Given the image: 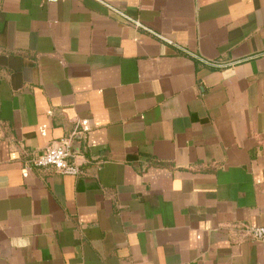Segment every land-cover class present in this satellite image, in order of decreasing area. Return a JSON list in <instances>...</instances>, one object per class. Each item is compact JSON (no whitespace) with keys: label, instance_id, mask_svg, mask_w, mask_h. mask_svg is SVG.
I'll return each instance as SVG.
<instances>
[{"label":"crops","instance_id":"0c3cea01","mask_svg":"<svg viewBox=\"0 0 264 264\" xmlns=\"http://www.w3.org/2000/svg\"><path fill=\"white\" fill-rule=\"evenodd\" d=\"M63 138L84 174L26 165ZM255 226L264 0H0V264H264Z\"/></svg>","mask_w":264,"mask_h":264},{"label":"built area","instance_id":"2783aa9c","mask_svg":"<svg viewBox=\"0 0 264 264\" xmlns=\"http://www.w3.org/2000/svg\"><path fill=\"white\" fill-rule=\"evenodd\" d=\"M109 7L123 15L130 23L142 26L138 21L124 15L121 11L114 9L110 5ZM25 163L27 166L35 168L53 167L58 173L73 177L84 174L83 167L73 152L69 138H63L58 142L52 143L40 154H29ZM250 232L254 239L264 241V226L252 227Z\"/></svg>","mask_w":264,"mask_h":264}]
</instances>
